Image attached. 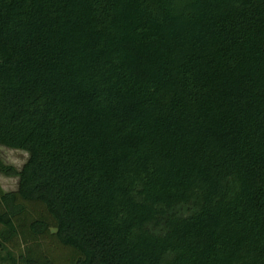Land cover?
<instances>
[{
    "label": "trees",
    "instance_id": "obj_1",
    "mask_svg": "<svg viewBox=\"0 0 264 264\" xmlns=\"http://www.w3.org/2000/svg\"><path fill=\"white\" fill-rule=\"evenodd\" d=\"M0 261L264 264V0H0Z\"/></svg>",
    "mask_w": 264,
    "mask_h": 264
},
{
    "label": "rangeland",
    "instance_id": "obj_2",
    "mask_svg": "<svg viewBox=\"0 0 264 264\" xmlns=\"http://www.w3.org/2000/svg\"><path fill=\"white\" fill-rule=\"evenodd\" d=\"M27 157V152L22 149L8 148L0 145V160L5 164L12 165L18 170L21 164ZM17 176L16 175H5L0 173V188L4 191L11 190L16 187ZM0 264H8L7 262H1Z\"/></svg>",
    "mask_w": 264,
    "mask_h": 264
}]
</instances>
